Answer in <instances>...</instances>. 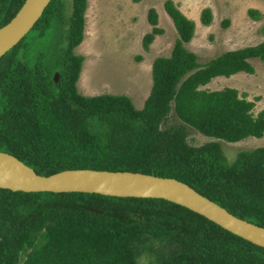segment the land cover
Instances as JSON below:
<instances>
[{"label":"trees","instance_id":"1","mask_svg":"<svg viewBox=\"0 0 264 264\" xmlns=\"http://www.w3.org/2000/svg\"><path fill=\"white\" fill-rule=\"evenodd\" d=\"M24 2L0 0V28ZM87 6L88 0H72L57 82L43 61L30 63L26 36L1 57L0 151L42 175L90 168L173 177L264 226V147L242 150L227 164L219 142L187 141V127L228 142L264 136V109L255 114L256 103L246 93L201 88L217 76L255 73L250 60L264 61V41L201 64L186 47L195 21L166 0L179 35L171 55L153 61L152 88L138 109L128 95L78 91L85 58L74 49L84 39ZM63 11L62 0H51L33 29L44 34ZM248 13L261 19L256 9ZM147 16L153 28L142 43L149 50L165 29L158 26L154 7ZM213 18L205 7L201 23L210 25ZM222 24L227 27L230 20ZM173 111L180 122L163 128ZM144 255L148 260L141 262ZM0 264H264V247L165 199L0 188Z\"/></svg>","mask_w":264,"mask_h":264},{"label":"rangeland","instance_id":"2","mask_svg":"<svg viewBox=\"0 0 264 264\" xmlns=\"http://www.w3.org/2000/svg\"><path fill=\"white\" fill-rule=\"evenodd\" d=\"M164 1L88 0V7L91 5L90 22L87 24V32L85 22L84 39L74 49L75 54L83 55L85 58L77 82L81 94L128 95L136 108L143 107L152 88L153 61L160 56H170L179 35L165 9ZM173 1H178L177 5L181 7L180 1L183 0ZM262 2L264 0H188V3L196 7H211L214 18L210 25L202 24L200 19L203 10L201 11L194 39L192 38L194 41L186 43V47L197 53L198 61L205 64L225 51L264 41V12L259 8L261 4H258ZM62 6L64 11L61 19L52 20L42 35H39L36 29H31L23 43L30 63L43 61L55 72L54 77L56 73H60L64 65L63 54L68 44L72 0H62ZM150 7L158 11V26L164 28L165 32L157 35L150 49L146 50L142 39L151 31L152 25L147 18ZM251 8L259 11L261 19L252 18L248 13ZM224 19L230 20L227 27L222 24ZM127 31V35L131 31L130 37H124ZM22 53H25L24 49ZM139 56L141 59L143 57L141 61L138 59ZM250 61L255 67V73L242 71L238 72L235 78L215 77L213 80H217L212 84L210 82L205 88L235 87L240 93H246L249 100L255 101L253 112L257 114L264 109V61L259 58ZM179 122L173 111L164 121L163 128ZM187 130V141L191 145L199 146L208 141H219L227 164L235 160L240 150L264 147V136H250L239 142H228L206 136L192 127H187ZM146 260L148 255L140 259L141 262Z\"/></svg>","mask_w":264,"mask_h":264},{"label":"water","instance_id":"3","mask_svg":"<svg viewBox=\"0 0 264 264\" xmlns=\"http://www.w3.org/2000/svg\"><path fill=\"white\" fill-rule=\"evenodd\" d=\"M50 2L51 0H25L11 21L0 28V59L35 26ZM54 78L57 82L59 73ZM0 188L14 192H85L116 197L165 199L264 247V226L238 217L189 184L173 177L90 168L66 169L42 175L15 155L0 151Z\"/></svg>","mask_w":264,"mask_h":264},{"label":"crops","instance_id":"4","mask_svg":"<svg viewBox=\"0 0 264 264\" xmlns=\"http://www.w3.org/2000/svg\"><path fill=\"white\" fill-rule=\"evenodd\" d=\"M92 1V0H91ZM180 3H181V7H179L177 4H178V1H175V4L177 5V7L188 17V18H190V19H192V20H194L195 21V23H197L198 22V20L200 19V14H201V11L203 10V8L204 7H196L194 4H190V3H188V0H183V1H180ZM89 4V3H88ZM258 4H261L260 6H259V8L264 12V2H262V3H258ZM254 6V5H253ZM211 8V7H210ZM149 10V9H148ZM213 12V11H212ZM147 14H148V11H147ZM90 18H91V5H90V7H88L87 6V9H86V13H85V19H86V32H87V28H88V23L90 22ZM147 18H148V16H147ZM94 19V18H93ZM131 23H136V22H133V21H131ZM197 26V25H196ZM151 29H152V27H151ZM129 31V30H128ZM128 31H127V33L125 34L124 33V37H126V36H128V37H130L131 36V31L129 32V35H127L128 34ZM194 39V38H193ZM191 40L190 42H193L194 40ZM151 46V45H150ZM192 51V50H191ZM197 54V53H196ZM198 55V54H197ZM142 59H143V57H142ZM142 59H140L139 61H141ZM155 60V59H154ZM153 65V64H152ZM238 74V73H237ZM237 74H234V75H232V77L233 78H235L236 76H237ZM83 78V77H82ZM217 78V77H216ZM85 80H86V78H85ZM217 79H214V80H212L211 81V84L214 82V81H216ZM152 81H153V79H152ZM85 83H86V81H85ZM237 83V82H236ZM210 84H208V85H206V87L207 86H209ZM84 86H86V85H84ZM204 88H205V86H204ZM222 88H224V87H222ZM222 88H212L211 90H214V89H222ZM95 91V90H94ZM91 92H93V91H91ZM98 92V91H97ZM149 94H150V91H149V93H148V96H149ZM97 95H99V94H97ZM148 96H147V98H148ZM146 98V99H147ZM144 106V105H143Z\"/></svg>","mask_w":264,"mask_h":264},{"label":"clouds","instance_id":"5","mask_svg":"<svg viewBox=\"0 0 264 264\" xmlns=\"http://www.w3.org/2000/svg\"><path fill=\"white\" fill-rule=\"evenodd\" d=\"M165 1H166V0H165ZM165 1H164V2H165ZM85 22H86V19H85ZM32 29H33V28H32ZM248 46H249V45H248ZM244 47H245V46H244ZM237 49H238V48H237ZM232 50H233V49H232ZM170 55H171V54H170ZM236 74H237V73H236ZM233 75H234V74H233ZM217 77H219V76H217ZM212 80H213V79H212ZM152 84H153V83H152ZM207 85H208V84H207ZM203 87H204V86H201V88H203ZM224 88H225V87H224ZM233 88H235V87H233ZM203 89H204V88H203ZM222 89H223V88H222ZM236 89H237V88H236ZM150 91H151V90H150ZM239 92H240V91H239ZM197 131H198V130H197ZM199 132H200V131H199ZM200 133H201V132H200ZM222 140H223V139H222ZM212 141H215V140H212ZM225 141H226V140H225ZM208 142H209V141H208ZM217 142H219V141H217ZM238 142H239V141H238ZM219 144H220V143H219ZM220 146H221V145H220ZM253 149H254V148H253ZM246 150H247V149H246ZM240 151H242V150H240ZM240 151H239V152H240ZM239 152H238V153H239ZM236 157H237V156H236ZM235 159H236V158H235ZM233 162H234V161H233ZM233 162H232V163H233Z\"/></svg>","mask_w":264,"mask_h":264},{"label":"bare ground","instance_id":"6","mask_svg":"<svg viewBox=\"0 0 264 264\" xmlns=\"http://www.w3.org/2000/svg\"><path fill=\"white\" fill-rule=\"evenodd\" d=\"M84 78V77H83Z\"/></svg>","mask_w":264,"mask_h":264}]
</instances>
